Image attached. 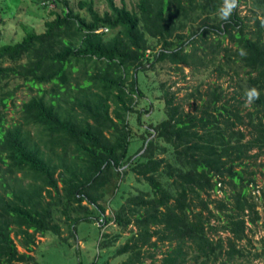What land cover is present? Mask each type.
I'll list each match as a JSON object with an SVG mask.
<instances>
[{
  "label": "trees",
  "instance_id": "16d2710c",
  "mask_svg": "<svg viewBox=\"0 0 264 264\" xmlns=\"http://www.w3.org/2000/svg\"><path fill=\"white\" fill-rule=\"evenodd\" d=\"M51 1L36 0L43 30L21 24V39L0 41V264L31 263L36 234L61 233L56 212L77 235L78 222L103 215L108 191L114 213L102 220L135 226L111 249L125 255L122 264H143L165 241L161 264L264 260V237L259 251L239 245L260 219L251 190L264 157V17L252 8L251 26L236 7L223 20L224 0H105V8L79 0L87 15L69 0ZM254 4L264 16L261 0ZM164 64L229 76L232 89L218 80L201 89L200 80L185 94L195 99L185 111L164 81H149ZM13 78L37 92L8 122ZM251 88L260 96L248 104ZM145 92L142 112L135 104ZM99 228L102 249L120 237Z\"/></svg>",
  "mask_w": 264,
  "mask_h": 264
},
{
  "label": "rangeland",
  "instance_id": "374dc122",
  "mask_svg": "<svg viewBox=\"0 0 264 264\" xmlns=\"http://www.w3.org/2000/svg\"><path fill=\"white\" fill-rule=\"evenodd\" d=\"M78 1L79 0H69V4H71L75 11H78L81 15H87L85 8H79ZM122 1L123 0H114L118 5H121ZM134 1L135 0H124L128 7H131L134 4ZM254 1L255 0H240L237 4L238 13L242 16H247L251 26H253L254 23V16L251 11L252 8L259 14L258 18L264 17L261 15V9L257 8ZM93 2L96 6L103 8L106 7L105 0H93ZM23 4H25V6L20 9L19 6ZM46 4L48 7H55V3L51 0H48ZM261 4L264 6V0H261ZM0 6L2 8L1 15L3 16V22L0 21V41H2V43L21 39L25 33L22 25H25L26 28L29 29L34 27L37 32L43 30L42 20L44 19V13H46V11H43L41 4H36V0H0ZM17 9L18 11H16ZM153 79L164 81L168 90L173 92L177 99L182 100V106L185 111L192 110L195 103L193 97H186L185 94L191 92L192 86L198 84L200 80H203L204 82L199 85L201 89H205L208 82L217 80V82H221L226 90L232 89V87H229L232 83L229 76L217 79L213 74L209 76H203L200 74L194 75L190 68L186 66L183 67L182 71H179L175 70L173 66L164 64V67L161 68L158 73L154 72L149 74V81ZM43 85L47 88L50 87V84ZM6 88L9 90L15 88L13 96L7 100V109L5 111L7 121L11 122L19 118L21 102L36 93L37 89H30L27 82L24 83L23 80L14 78L9 79ZM152 96L156 97L159 96V94L154 92ZM148 97L149 95L145 92L144 98H140L136 101L135 108L144 112L146 107L144 100H147ZM150 109L152 111L154 108L152 107ZM129 117L130 119H133L132 117L134 116L129 115ZM142 120L143 115L141 116V121ZM132 123L134 132L137 134L141 133V130L136 127L135 122L132 121ZM140 123L142 126L147 125V122L142 121ZM262 163H264V157L258 158L255 162V165H257L256 170H258L256 173V186L251 190V193L256 196V208L259 211L260 219L255 224L248 223V228L246 229L247 237L239 242V245H246L251 251H259L261 238L264 237V197L259 198V195L261 194L260 188L264 187L263 175L261 174L262 171L264 173V166L260 165ZM126 183L128 186L130 185L133 187L134 185L133 179L126 181ZM221 196L222 191L220 189L215 193L211 192L212 198H219ZM83 203H87L86 200H84ZM103 203L106 206L103 215L98 218L93 217L90 221L84 222L81 220L78 222L76 226L77 235H72L70 233V229L72 230V228H70L65 222L64 215L60 212H56L55 217L61 228L60 235L47 233L46 235L41 236L36 234V244L33 246V250L29 251L33 256V261L29 264H122V261L126 258L125 255H115L111 249L122 245L125 242L126 237L131 234V230H135V226L129 224L126 228H120L112 219L108 222L102 220L104 216L111 217L114 213L113 206L110 204V191L107 192ZM87 205L90 207L91 204ZM92 214L93 216H96L97 212L92 210L91 215ZM99 226L102 227L101 231L108 233V235H113L114 233L120 234V237L112 244L113 246H110L107 249L99 247ZM228 233L229 232H220L222 237L229 235ZM152 239H155V237H152ZM158 244V247L148 249L150 252L152 251V256H146L143 260V264H161L162 258L169 248V243L165 241L164 243L158 242ZM17 249L21 252L26 251L18 243ZM109 249L111 251H109ZM247 259H239L233 264H264L262 258L249 256ZM17 264L24 263L20 262Z\"/></svg>",
  "mask_w": 264,
  "mask_h": 264
},
{
  "label": "clouds",
  "instance_id": "9594fccd",
  "mask_svg": "<svg viewBox=\"0 0 264 264\" xmlns=\"http://www.w3.org/2000/svg\"><path fill=\"white\" fill-rule=\"evenodd\" d=\"M237 7V0H224V6L220 9L221 19L227 20L233 9ZM241 54L243 55L244 52L241 50ZM260 93L256 88L248 89L245 92L246 103L251 104L255 100L259 99Z\"/></svg>",
  "mask_w": 264,
  "mask_h": 264
},
{
  "label": "crops",
  "instance_id": "0c3cea01",
  "mask_svg": "<svg viewBox=\"0 0 264 264\" xmlns=\"http://www.w3.org/2000/svg\"><path fill=\"white\" fill-rule=\"evenodd\" d=\"M18 6H19V5H18ZM24 6H25V4L19 6V8L21 9V7L23 8ZM19 8H18V9H19ZM18 9H17L16 11H18Z\"/></svg>",
  "mask_w": 264,
  "mask_h": 264
},
{
  "label": "built area",
  "instance_id": "2783aa9c",
  "mask_svg": "<svg viewBox=\"0 0 264 264\" xmlns=\"http://www.w3.org/2000/svg\"><path fill=\"white\" fill-rule=\"evenodd\" d=\"M47 2H48V0H47ZM105 30V29H104Z\"/></svg>",
  "mask_w": 264,
  "mask_h": 264
}]
</instances>
